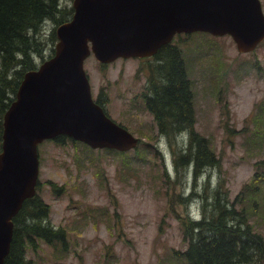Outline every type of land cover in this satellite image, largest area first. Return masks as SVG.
I'll return each mask as SVG.
<instances>
[{
    "label": "rangeland",
    "instance_id": "obj_1",
    "mask_svg": "<svg viewBox=\"0 0 264 264\" xmlns=\"http://www.w3.org/2000/svg\"><path fill=\"white\" fill-rule=\"evenodd\" d=\"M60 3L72 7V0ZM51 29L48 21L41 29L45 57L55 45L48 39ZM172 41L192 82L194 128L208 139L218 166L197 176L187 164L176 171L173 150L181 152L186 134L169 143L142 102L154 59L101 64L90 54L84 69L93 98L103 90L108 116L139 144L123 153L50 139L38 144L37 193L49 205L50 224L65 229L66 241L64 248L38 241L36 249H27L32 264H187L181 222L200 218L204 194L227 189L233 202L248 182L259 189L245 195L249 222L264 237V177L252 180L256 163L264 160V40L249 53L239 52L229 35L182 33ZM40 59L34 58L38 64ZM47 181L62 187L61 193Z\"/></svg>",
    "mask_w": 264,
    "mask_h": 264
},
{
    "label": "water",
    "instance_id": "obj_2",
    "mask_svg": "<svg viewBox=\"0 0 264 264\" xmlns=\"http://www.w3.org/2000/svg\"><path fill=\"white\" fill-rule=\"evenodd\" d=\"M57 26L54 54L27 71L3 118L0 152V264L10 248L12 218L36 193L38 144L59 135L92 149H133L138 138L93 100L84 60L153 56L178 33L230 35L239 52L264 40L260 0H72ZM259 264V263H257Z\"/></svg>",
    "mask_w": 264,
    "mask_h": 264
},
{
    "label": "trees",
    "instance_id": "obj_3",
    "mask_svg": "<svg viewBox=\"0 0 264 264\" xmlns=\"http://www.w3.org/2000/svg\"><path fill=\"white\" fill-rule=\"evenodd\" d=\"M72 15L73 8L62 6L60 0H0V152L4 114L15 99L20 82L27 71L36 69L39 65L34 60L36 55L41 58L39 62L42 63L54 54L52 48V53L44 56L42 26L47 21L52 24L48 39L56 43L57 26L69 21ZM147 71L149 75L142 98L158 133L167 137L172 144L177 137L181 139L184 133L187 137L179 154L173 150L176 171L179 172L178 167L187 164L197 176L205 169L218 166V158L208 139L198 134L194 128L192 82L188 78L187 66L178 45L161 47ZM106 101L107 95L102 90L95 102L108 115L104 106ZM50 141L59 145L70 143L74 147L81 144L66 135H59ZM256 167L257 170L252 175L253 183L264 177V170L259 171L264 167V160L258 161ZM164 174L166 175L165 171ZM47 183L51 184L55 193H61L62 187H57L50 181ZM38 189L39 181L36 191ZM258 191L248 182L243 185L233 202L229 201L227 189H216L211 195L206 193L200 197L203 201L200 218L181 222L182 237L187 242L183 252L187 264H256L255 262L264 260V237L253 230L244 203L247 201L246 194ZM208 197L211 199L209 204ZM174 198H178L181 203L187 201V198L179 194ZM236 204H243V207L236 209ZM49 211V205L37 192L23 202L12 218L13 233L3 264H32L27 258V249H36L38 241L50 246L57 243L65 247V229L50 224Z\"/></svg>",
    "mask_w": 264,
    "mask_h": 264
},
{
    "label": "flooded vegetation",
    "instance_id": "obj_4",
    "mask_svg": "<svg viewBox=\"0 0 264 264\" xmlns=\"http://www.w3.org/2000/svg\"><path fill=\"white\" fill-rule=\"evenodd\" d=\"M174 38V37H173ZM173 40V39H172ZM173 44V42L172 41H170L169 43H166V44H164V45H162L161 47H163V46H166V45H172ZM161 47H159L158 48V50L161 48ZM158 50H157V52H158ZM157 52L153 55V56H151V58L152 59H154L155 58V55L157 54ZM148 58H150V57H148ZM144 59V58H143ZM150 60V59H149ZM144 87H145V85H144ZM142 102H143V107H144V109L146 110V111H148L146 108H145V104H144V99L142 98ZM103 108V107H102ZM106 110V109H105ZM138 143H139V141H138Z\"/></svg>",
    "mask_w": 264,
    "mask_h": 264
}]
</instances>
